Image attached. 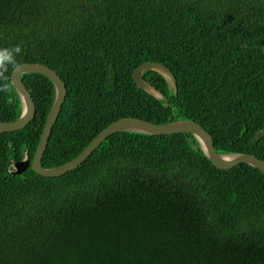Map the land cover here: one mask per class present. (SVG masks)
<instances>
[{
  "label": "trees",
  "instance_id": "obj_1",
  "mask_svg": "<svg viewBox=\"0 0 264 264\" xmlns=\"http://www.w3.org/2000/svg\"><path fill=\"white\" fill-rule=\"evenodd\" d=\"M41 63L65 94L40 165L57 166L120 117L191 120L216 153L264 161V0H0V48ZM143 61L166 66L135 87ZM34 114L0 133V264H264V176L210 164L188 133L117 131L73 169L40 176L10 164L35 148L50 81L23 73ZM0 92V121L19 113Z\"/></svg>",
  "mask_w": 264,
  "mask_h": 264
},
{
  "label": "water",
  "instance_id": "obj_2",
  "mask_svg": "<svg viewBox=\"0 0 264 264\" xmlns=\"http://www.w3.org/2000/svg\"><path fill=\"white\" fill-rule=\"evenodd\" d=\"M21 67L15 74H11L9 83L16 94L19 102V113L10 121H0V133L17 130L26 125L34 114L32 98L21 82L20 75L23 73H36L45 76L52 86V100L44 117L35 148L28 161L27 156L10 164V172L21 173L26 167L40 176H58L77 166L107 135L117 131H133L144 134H173L188 133L197 142L203 156L210 164L219 169H228L238 163L247 164L258 170L264 176V161L248 153L218 154L214 151L210 135L197 123L187 119H177L164 123H153L137 117H120L101 128L90 141L71 159L57 166L45 168L40 165V157L43 152L50 128L57 116L59 106L65 94V87L58 75L49 67L37 63H20ZM151 70L158 73L166 82L167 87L175 91V79L171 71L163 64L155 61H143L134 66L130 77L136 88L150 94L154 98L162 99L161 94L149 85L142 77V72ZM264 133V121L262 123Z\"/></svg>",
  "mask_w": 264,
  "mask_h": 264
},
{
  "label": "clouds",
  "instance_id": "obj_3",
  "mask_svg": "<svg viewBox=\"0 0 264 264\" xmlns=\"http://www.w3.org/2000/svg\"><path fill=\"white\" fill-rule=\"evenodd\" d=\"M23 49L17 44L11 48H0V92L7 93L10 90L9 79L21 67L16 59L22 55Z\"/></svg>",
  "mask_w": 264,
  "mask_h": 264
}]
</instances>
